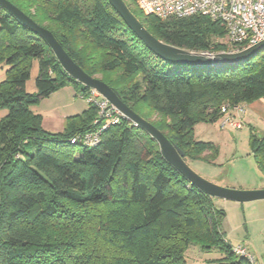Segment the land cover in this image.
<instances>
[{
	"label": "trees",
	"instance_id": "trees-1",
	"mask_svg": "<svg viewBox=\"0 0 264 264\" xmlns=\"http://www.w3.org/2000/svg\"><path fill=\"white\" fill-rule=\"evenodd\" d=\"M50 31L88 75L100 80L154 125L184 154L211 164L218 146L195 139L200 123H215L221 109L264 99V55L236 65L205 68L167 63L126 26L108 0H8ZM139 0H124L156 39L193 53L228 51L226 31L207 16L161 20L145 16ZM85 44L102 55L82 54ZM37 92L27 91L34 62ZM0 264H186L192 247L217 250L218 262L242 264L221 231L226 215L163 157L150 135L127 119L103 133L96 147L72 145L93 132L89 106L54 135L31 107L69 84L48 44L0 6ZM141 77V79H139ZM122 78L123 82H118ZM89 88L81 89L85 97ZM145 105L169 118L168 132L136 110ZM81 152L77 153L76 148ZM250 149L264 175V136ZM235 259H239L237 262Z\"/></svg>",
	"mask_w": 264,
	"mask_h": 264
},
{
	"label": "water",
	"instance_id": "water-1",
	"mask_svg": "<svg viewBox=\"0 0 264 264\" xmlns=\"http://www.w3.org/2000/svg\"><path fill=\"white\" fill-rule=\"evenodd\" d=\"M113 9L122 18L126 26L153 52L159 59L170 64L193 65L205 68H218L236 65L264 51V42L238 53L221 52L213 56L182 50L156 39L151 35L136 16L130 11L124 0H108ZM0 6L11 13L24 26L44 40L51 48L67 75L77 83L96 90L117 108L134 126L147 132L156 141L164 159L172 165L187 181L206 195L224 201L239 204L264 200L263 190H239L214 184L196 173L184 160V152L173 145L168 138L154 125L133 111L121 98V95L99 79L88 75L64 50L55 36L39 26L30 17L20 11L8 0H0ZM212 54V53H211Z\"/></svg>",
	"mask_w": 264,
	"mask_h": 264
},
{
	"label": "built area",
	"instance_id": "built-area-1",
	"mask_svg": "<svg viewBox=\"0 0 264 264\" xmlns=\"http://www.w3.org/2000/svg\"><path fill=\"white\" fill-rule=\"evenodd\" d=\"M138 7L145 16H155L161 20L170 18H189L197 15L209 17L219 22L226 31L224 43L227 53H238L264 42V0H139ZM213 56L211 53H203ZM85 102L97 111L93 132L78 135L70 140L72 145L96 147L100 144L103 133L119 125L123 114L99 92L89 89ZM245 106L235 108L238 113L245 112ZM230 106L222 107L223 127H242L230 114ZM128 120V119H127ZM232 253L247 264H259L256 257L244 245L231 246Z\"/></svg>",
	"mask_w": 264,
	"mask_h": 264
},
{
	"label": "rangeland",
	"instance_id": "rangeland-1",
	"mask_svg": "<svg viewBox=\"0 0 264 264\" xmlns=\"http://www.w3.org/2000/svg\"><path fill=\"white\" fill-rule=\"evenodd\" d=\"M82 54H85L90 58L95 55L101 58L102 55L98 50H96L95 48L93 49L92 44H85ZM260 55H264V51H262ZM38 73H39L38 62L35 61L31 71V79L27 84V91L31 94L37 92L35 86V80L38 76ZM120 76H121L120 73L109 74L107 76L98 73L94 78L99 80L101 78H106L109 81L114 82L117 81L120 78ZM123 79L124 78H122L118 82H123ZM139 79H141V77H139ZM82 88L83 85L81 84L79 85L69 84L65 87L58 89L54 94L42 100L39 104L31 107V110L34 113L42 116L43 126L47 132L54 135L64 133L70 117L82 115L84 112L89 110V105L85 102V98L83 99L81 97ZM136 110L140 112L143 116L148 118L150 122L156 123L158 126L162 128V130L168 132V125L170 124L169 118L161 117L160 115H158L150 108L146 107L145 105L137 106ZM246 112L247 111L245 108V112L241 114L243 117L235 119L236 122L241 123L242 127L240 129H236L232 126L223 127V123H224L223 118L221 123L219 124V128L218 129L216 128L217 129L216 133L213 131L206 132L204 126H200L196 129V133H195L196 139L201 140L202 142H208V140H212V142H215L218 145L219 154L220 152L222 153L219 163L220 164L225 163V164L222 167L219 166L218 168L219 170H217L216 172L218 174V177L217 178L215 177L216 180H218L219 182H226V183L232 182L235 183L236 185L247 184L246 182L252 183V181H250L247 178L248 177L247 172H249L251 165L250 163L253 160H250L251 158L247 156V153L250 151L249 141L251 137V130L250 127L244 126L245 125L244 116L247 114ZM248 131H249V136H248ZM234 151H236L235 161H233L232 159V157H234L232 155ZM76 152L80 153L81 148L77 147ZM190 163H191V168L201 177L205 178L206 180L214 184L218 183L217 185H219V182H216L215 179H212L213 178L212 177L213 174H211L212 168L209 167L208 164H204L200 162H196V163L190 162ZM215 168L216 167L214 166L213 169ZM238 175H240L241 177Z\"/></svg>",
	"mask_w": 264,
	"mask_h": 264
},
{
	"label": "crops",
	"instance_id": "crops-1",
	"mask_svg": "<svg viewBox=\"0 0 264 264\" xmlns=\"http://www.w3.org/2000/svg\"><path fill=\"white\" fill-rule=\"evenodd\" d=\"M5 80V71L0 69V84ZM246 107V115L244 116V126L250 127L251 134L256 133L259 136H264V99L255 101L251 104H244ZM8 112L0 108V120L7 116ZM230 114L234 119L242 118L243 116L238 113L236 109H231ZM223 116L215 123H200L195 127L196 129L200 126H204L207 132H217L219 124L222 121ZM217 128V129H216ZM244 128V127H243ZM242 128V129H243ZM241 129V130H242ZM249 136V131H248ZM203 137V136H201ZM230 137V136H229ZM228 137V138H229ZM251 138V137H250ZM196 139V138H195ZM197 141H201L196 139ZM218 146L212 140H208ZM236 142V139H235ZM250 144V141H249ZM233 161H235L236 151L232 154ZM222 153L220 152L218 158L209 164L213 174V178L216 182L218 174L216 173L219 170L220 158ZM247 156L253 160L250 164V169L248 174V179L251 182H246L247 184H235L232 182H219V185L224 187H229L239 190H263L264 189V175L258 169L253 154L250 151L247 153ZM253 164V165H252ZM216 167L213 169V167ZM221 170V169H220ZM217 174V175H215ZM240 176V175H238ZM216 177V178H215ZM241 177V176H240ZM239 177V178H240ZM218 184V183H217ZM217 205L226 212V215L222 221L221 231L223 233L224 241L230 246L244 245L250 253H252L259 264H264V200L256 201L251 203L239 204L230 201L218 200L216 201ZM224 256L217 250H212L210 252H204L200 250L199 247H192L189 250L186 264H227V262H218L223 259ZM237 262H240L239 259H235ZM242 264H247L245 261Z\"/></svg>",
	"mask_w": 264,
	"mask_h": 264
}]
</instances>
